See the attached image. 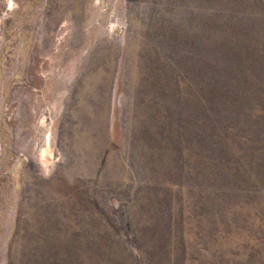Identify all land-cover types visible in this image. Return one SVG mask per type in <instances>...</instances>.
<instances>
[{"label":"rangeland","instance_id":"rangeland-1","mask_svg":"<svg viewBox=\"0 0 264 264\" xmlns=\"http://www.w3.org/2000/svg\"><path fill=\"white\" fill-rule=\"evenodd\" d=\"M0 264H264V0H0Z\"/></svg>","mask_w":264,"mask_h":264},{"label":"bare ground","instance_id":"bare-ground-1","mask_svg":"<svg viewBox=\"0 0 264 264\" xmlns=\"http://www.w3.org/2000/svg\"><path fill=\"white\" fill-rule=\"evenodd\" d=\"M116 29H117L116 25L112 24V26L110 28L111 32L116 31ZM44 123L45 122L42 121V126H44L43 125ZM48 134H49V132H48ZM50 135L46 139V142H45L46 147H45V149H43L42 152H41V159H42L43 163L47 164V166L50 165V164L55 163V159H56L55 155H54V151H53L54 144L52 142V138H51Z\"/></svg>","mask_w":264,"mask_h":264}]
</instances>
